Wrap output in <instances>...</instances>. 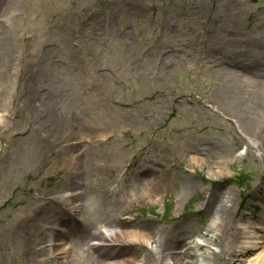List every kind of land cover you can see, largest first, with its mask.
<instances>
[{"label":"rangeland","instance_id":"rangeland-1","mask_svg":"<svg viewBox=\"0 0 264 264\" xmlns=\"http://www.w3.org/2000/svg\"><path fill=\"white\" fill-rule=\"evenodd\" d=\"M234 25L263 42L264 0H0V32L13 31L5 54L12 74L0 95V264H53L56 243L65 264H108L87 248L101 242L54 240L76 203L92 204L95 222L108 209L153 222L150 242L117 247L141 259L174 225L186 242H212L217 204L231 210L225 248L239 244L236 217L247 211L244 219L258 222L264 211V139L223 114L219 87L233 79L237 98L246 108L258 102L261 115L264 77L224 61ZM259 50L250 52L264 63ZM31 74L50 99L24 96L20 83ZM45 142L56 146L41 166L35 156ZM74 193L77 202L62 203ZM55 194L61 211L51 226L40 215L58 204L48 202ZM26 224L36 237L24 253L12 232Z\"/></svg>","mask_w":264,"mask_h":264},{"label":"bare ground","instance_id":"bare-ground-1","mask_svg":"<svg viewBox=\"0 0 264 264\" xmlns=\"http://www.w3.org/2000/svg\"><path fill=\"white\" fill-rule=\"evenodd\" d=\"M235 26L236 25L230 28L231 32L234 33V37L230 39L234 41V45L226 50L224 58L226 60L224 61H227L232 65H236L234 67L239 66L247 69L254 77H264V63L258 59V55L256 56L250 52H255L258 48L260 49L259 53H256L260 54L259 56H263L264 41L262 42L260 41L262 38L256 37H254V39H246L244 36L239 34L240 32L238 30V26ZM12 35L13 31L6 30L0 32V95H2L3 89L9 85L8 80L12 74L9 55H5L9 52L10 45L8 41L12 38ZM242 43L246 45V48L239 47V44ZM244 51L247 52L243 53ZM217 58L221 59L220 56ZM220 61H222V59ZM252 69L257 71L252 72ZM32 75L33 74H31V76L28 75V77L25 78L23 82L21 81V83L20 81L16 82V85L19 83L22 84L21 86L23 87L24 96L33 97L40 95L45 99H50L51 93L48 94V92H40L36 83V78ZM236 79L239 80V78ZM236 89V81L229 77L220 84V97L224 99L223 114L229 116L236 126L240 127L246 134L251 133L252 137H257L258 140H263L264 112L259 115L258 106L260 105L258 102L253 107H244L243 103L237 98ZM248 114L252 116H248ZM46 121L48 120H45V122ZM61 132L62 130H56L55 133L58 134L57 136H61ZM66 141H69V139H66ZM249 141L252 144L256 143V139H249ZM55 146L56 145H53L52 143H40L39 148L36 150L37 155L35 156V160L38 159L37 161H39L42 166L44 153L46 151L49 152L50 150L53 151ZM60 196L61 195L59 194H55L50 200L48 199V202L53 203L55 201L58 202V204L50 205L45 208L43 211L44 213L40 215V219L43 220L44 223H50L51 226L53 224H57V219L60 218L59 212L61 211V206L59 205ZM78 198V193H74L66 200H63L64 202H60L68 205L73 201L77 202ZM207 205L204 208L206 212L209 210V205ZM70 209L74 219H71L70 217L63 219L62 223L64 226L54 234V240L59 242L61 241L62 236L70 234L73 236L76 235L75 238L79 237L85 242H101V244L92 242L91 245L88 243L87 248L91 249L96 256L105 259L108 264H186L185 259L189 258L195 249H199L204 246L206 251L204 254L197 255L195 259L196 264H218L220 259L225 255H227V257L223 260L224 264H264V245L259 252H253L255 249L260 248L261 244L264 243V235H260L258 233V229H264V211L258 222L252 220L251 217L248 218V220H245L243 215H246L247 211H243L241 216L236 217V232L241 233V236L239 237L241 240L239 241V244L236 243L233 248L229 249L225 248V244L226 242H230V238H225L222 230L225 229L228 220L231 218V210L225 203L220 205L217 204L215 206L214 216L211 218L207 229V231L211 233L212 242L205 244L202 242H186V233L179 229L178 226L175 227L174 225V227H172V231L169 232V235L167 234L159 237V239L156 240L157 250L155 252L148 251V256H143L142 261L140 258L141 256L138 254L125 250L120 251L117 250V247L120 243L128 244L132 247H141L150 242L153 238L151 230L153 229L154 232L155 229V224L153 222L146 224L139 219H135L133 221L121 220L116 217V211L109 209L105 210L104 214H102L103 216L95 222L89 216V213L93 211L92 204L84 205L76 203L72 205ZM98 224L101 226H110L113 230L108 236L104 235L100 231L96 232L93 229L98 226ZM32 228L33 225L28 226L26 224V227L21 229L19 233L16 234L14 230L12 232V236L14 235L15 237L21 238V247L22 252L24 253H27L31 238L36 237ZM216 239H218V243H222V248H220V251L218 252L215 251L211 245ZM59 245L60 243H56L54 245L55 254L52 255L53 264H65V262L59 260L65 255V247H59ZM227 247H229V245ZM175 249L181 250L174 252L173 250ZM165 258L169 260L166 263L163 261Z\"/></svg>","mask_w":264,"mask_h":264}]
</instances>
